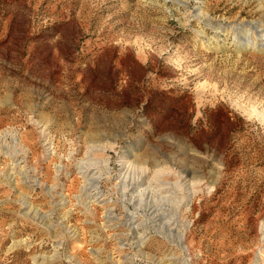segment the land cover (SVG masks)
Wrapping results in <instances>:
<instances>
[{
	"label": "rangeland",
	"instance_id": "374dc122",
	"mask_svg": "<svg viewBox=\"0 0 264 264\" xmlns=\"http://www.w3.org/2000/svg\"><path fill=\"white\" fill-rule=\"evenodd\" d=\"M0 264H264V0H0Z\"/></svg>",
	"mask_w": 264,
	"mask_h": 264
},
{
	"label": "bare ground",
	"instance_id": "6f19581e",
	"mask_svg": "<svg viewBox=\"0 0 264 264\" xmlns=\"http://www.w3.org/2000/svg\"><path fill=\"white\" fill-rule=\"evenodd\" d=\"M19 144H21V143L19 142Z\"/></svg>",
	"mask_w": 264,
	"mask_h": 264
}]
</instances>
